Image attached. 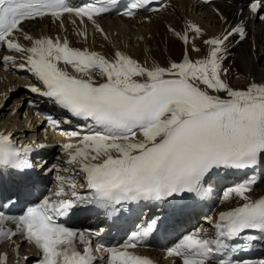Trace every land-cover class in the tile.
<instances>
[{
	"label": "snow or ice",
	"instance_id": "snow-or-ice-1",
	"mask_svg": "<svg viewBox=\"0 0 264 264\" xmlns=\"http://www.w3.org/2000/svg\"><path fill=\"white\" fill-rule=\"evenodd\" d=\"M116 3L94 0L73 7L68 0H0V44L27 53L25 63L19 67L42 85L31 86L30 92L46 97L72 117L90 122L88 134L68 133L79 137L78 143L62 146L67 163L77 164L84 174L92 191L90 197L75 192L73 200L52 201L45 197L18 217L0 211V225L11 220L16 227L15 232L0 227V239L21 235L40 251L38 264H93L90 241L84 233L58 222L59 217L68 216L80 205L107 208L122 202L165 201L182 193L203 197L208 191L203 184L214 170L249 169L264 162V83L253 82L246 90H234L221 78V73L227 72L222 67L223 45L234 33L243 40V27L232 28L222 38L206 40L210 51L204 59L193 62L185 52L181 62L168 67H145L120 51L110 61L96 52L72 48L66 39L25 37L32 42L29 48L9 39L14 31H20L22 22L45 16L60 19L62 14H70L81 22L86 17L95 23L94 16L108 13ZM149 3L133 0L125 14L132 16L134 10ZM260 7H264V0L250 5L253 12ZM258 18L264 21V15L258 14ZM189 30L201 33L198 26L188 24L185 34L179 37L185 43ZM3 60L7 63L12 57L4 56ZM97 76L103 82L98 83ZM28 103L31 106L33 102ZM47 120L54 127L59 124L50 115ZM31 150L29 146L16 148L10 135L0 133V180L13 175L22 187H27L32 179V165L27 158ZM57 179L61 184L64 181L63 177ZM255 183V178H249L224 193L225 199L236 196L245 202L220 213L221 223L216 226L214 239L201 238L199 232L185 235L167 250L168 255L178 257L181 264H207L210 260L230 264L226 259H217L229 248L225 238L238 237L246 229L264 234V197L251 200L246 195ZM62 192L61 187L55 195L61 196ZM162 226L163 221L154 218L119 247L107 248L106 264H152L128 249ZM77 240L84 245L82 253L77 250ZM4 260L0 256V264Z\"/></svg>",
	"mask_w": 264,
	"mask_h": 264
},
{
	"label": "bare ground",
	"instance_id": "bare-ground-1",
	"mask_svg": "<svg viewBox=\"0 0 264 264\" xmlns=\"http://www.w3.org/2000/svg\"><path fill=\"white\" fill-rule=\"evenodd\" d=\"M190 1H176L172 7L175 9L173 14L165 16V23L158 17L152 19L149 23L139 25L136 30L129 20H123L119 17L102 18L101 23L104 27V29H101L102 31H97V28H94L90 32H81L72 27L68 43L73 48H88L91 52H96L110 61L114 59L115 53L120 51L145 67H152L153 65L168 67L170 63H179L182 61L185 52H187L189 59L193 62L204 59L210 51V46L205 41L211 39V37H217L219 34L223 36L232 29V26L221 24V20L223 19L221 16L211 13L206 6L191 4ZM215 5L222 10L227 18H232L233 21H236L238 5L230 6L223 2L215 3ZM193 9L195 10L194 12ZM203 13H205L204 17ZM186 18L198 21L200 24L196 22L194 25L201 29L200 34H196L190 30L187 31V43L179 38L185 34L187 29L188 23L185 20ZM43 24L44 21L36 25L40 26ZM31 29H33L32 26ZM42 30L36 29L33 32L39 35L42 33ZM79 33H85V35L82 36ZM136 33L137 37L132 41V34ZM236 39L237 36L234 35L231 41H225L223 45L225 59L222 62V67L227 69V72L221 73L222 80L228 83L234 90H246L248 85L253 82L257 84L264 83L263 30L257 26L255 31H251L249 38L239 43L238 46L234 44ZM193 49H198V51H194ZM21 56L26 55L21 54ZM60 67L63 68L65 66L61 64ZM6 68L10 74L13 71L19 70L16 64H8ZM67 70L72 71L70 66ZM10 74L5 73L0 68V101L5 98L9 90L17 85L19 86L21 83ZM95 79L98 83L103 82L98 76ZM32 84H37L34 79H31L28 88ZM200 86L204 87L203 85ZM17 91L15 99L12 98L13 103H9L6 107L7 111L6 109L4 110L5 106H0V133L2 134H10L12 132L13 134H20L22 136L21 129L23 122H28L31 118V116L23 115L21 117L19 115L23 106H27L28 109L30 107L28 103V100L32 97L29 93L30 91H23L22 89ZM209 92L213 95L216 94L212 93L211 90ZM219 95L223 97L225 94L219 93ZM22 102L24 105L20 107ZM65 155L67 154L63 150L62 157H65ZM77 167V164H70L71 170L66 168V171L70 173ZM64 175L66 176V174ZM242 202L244 201L239 197L231 196L225 202V205L230 207L233 204ZM223 209V206H221L218 211Z\"/></svg>",
	"mask_w": 264,
	"mask_h": 264
},
{
	"label": "rangeland",
	"instance_id": "rangeland-1",
	"mask_svg": "<svg viewBox=\"0 0 264 264\" xmlns=\"http://www.w3.org/2000/svg\"><path fill=\"white\" fill-rule=\"evenodd\" d=\"M8 105H9V104H8ZM8 105H5V108H4V110L6 109V107H7ZM6 111H7V109H6Z\"/></svg>",
	"mask_w": 264,
	"mask_h": 264
}]
</instances>
